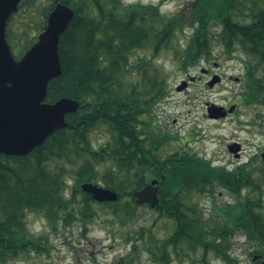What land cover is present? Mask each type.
Segmentation results:
<instances>
[{
	"label": "trees",
	"instance_id": "16d2710c",
	"mask_svg": "<svg viewBox=\"0 0 264 264\" xmlns=\"http://www.w3.org/2000/svg\"><path fill=\"white\" fill-rule=\"evenodd\" d=\"M59 1L74 16L60 36L61 74L49 82L45 102L66 97L79 109L66 116V127L28 155H0V264L48 250L45 235L29 232V214L43 216L53 232L75 222L85 232L98 217V206L123 226L147 207L136 204L132 192L151 179L160 182L159 204L150 209L156 216L149 228L128 235L129 251L111 264H141L142 253L149 264H174L196 255L207 264L208 254L230 263L227 243L235 233L255 250L264 247V169L244 165L239 175L178 152L162 160L159 150L168 138L147 118L168 95V84L153 60L139 55L147 49L151 56L172 52L180 70H187L211 57L213 43L228 58L240 52L245 56L242 103L264 105V0H191L171 16L152 4ZM53 7V0L21 1L6 31L17 58L36 40ZM186 30L190 35L179 51L174 40ZM96 130L103 139L98 147L90 137ZM83 183H101L118 199L98 203L82 192ZM217 188L235 193L236 202L206 216L194 198L213 197ZM161 219L172 222L166 237L153 231Z\"/></svg>",
	"mask_w": 264,
	"mask_h": 264
},
{
	"label": "rangeland",
	"instance_id": "374dc122",
	"mask_svg": "<svg viewBox=\"0 0 264 264\" xmlns=\"http://www.w3.org/2000/svg\"><path fill=\"white\" fill-rule=\"evenodd\" d=\"M120 1L126 4H152L158 6L167 16L184 10L191 2V0ZM18 19L15 17L12 23L17 22ZM189 35L188 30L177 34L174 40L176 49L185 46ZM151 52L147 49L139 55L150 57L153 64H156L164 74L168 84V95L156 104L150 117L147 118L155 132L168 138L161 154H172L182 150L191 156L196 155L209 161L212 166L225 167L228 171L244 165H247L248 169L261 170L264 165L256 156L264 149V105H243L240 95L242 84L230 79V77H243L245 70L241 60H244L245 56L237 52L228 58L223 49L213 43L212 55L208 60L204 59L187 70H180L172 52L161 50L152 56ZM216 76L220 77L219 83L209 87L208 82ZM182 82H185V88L187 86L188 88L178 91L177 87ZM208 104L219 107L237 105L238 111L232 118L211 120L206 116ZM90 137L96 147L103 142L102 132L99 130ZM234 144L239 145V152L233 155L228 151V146ZM99 184L102 186L101 183ZM236 199L235 193L224 188H217L213 197L207 194L194 198L206 216H214L217 207L234 203ZM96 210L98 217L93 218L85 232L76 222L63 231L53 232L43 216L29 214L27 216L29 232L45 235L48 240V250L46 253L23 256L8 264H111L116 258L125 256L129 251L131 241H127L128 235H133L141 227L149 228L156 216L149 208L140 207L133 220L121 226L118 220L111 219L104 209L96 206ZM153 231L157 236L166 237L172 231V222L158 220ZM227 246H229L227 253L234 263H253L256 250L246 243L242 235L235 233ZM191 259L184 262L175 261L174 264H201L199 255ZM205 260L207 264H224L213 254H208ZM141 261V264H149L145 253H142Z\"/></svg>",
	"mask_w": 264,
	"mask_h": 264
},
{
	"label": "water",
	"instance_id": "95a60500",
	"mask_svg": "<svg viewBox=\"0 0 264 264\" xmlns=\"http://www.w3.org/2000/svg\"><path fill=\"white\" fill-rule=\"evenodd\" d=\"M21 1L0 0V155L7 156L28 155L51 134L66 127V116L79 109L77 101L66 97L54 103L45 102L49 82L61 74L58 43L74 15L73 10L55 0L37 40L15 60L6 40V25ZM218 81L216 76L208 86L213 87ZM185 86L182 82L177 90ZM208 114L211 118H221L225 112L222 107L209 104ZM228 150L236 154L239 145L229 146ZM260 158L264 164V151ZM158 187L159 181L152 180L132 192L134 202L154 209L159 203ZM80 188L99 203L118 199L115 192L97 184L83 183Z\"/></svg>",
	"mask_w": 264,
	"mask_h": 264
},
{
	"label": "flooded vegetation",
	"instance_id": "af4514ba",
	"mask_svg": "<svg viewBox=\"0 0 264 264\" xmlns=\"http://www.w3.org/2000/svg\"><path fill=\"white\" fill-rule=\"evenodd\" d=\"M131 4H139V3H131ZM139 5H141V4H139ZM230 79H233L235 82H239L240 84H242V86L244 85V80H245L244 75H243V77H230ZM186 88H188V86ZM230 108L232 109V111H229ZM223 110L225 112V114H224L223 117L217 118V119L216 118H211L208 115V107L206 105V116L209 119H211V120H221V119L225 120V119L234 117L236 115L237 111H238L237 105L236 106L235 105L225 106ZM153 126H155V124H153ZM162 145H163V143L161 144V150L163 149L162 148ZM146 149H147V151H150V149H152V148H150V143L149 142H147ZM262 151H263V149L260 151V153ZM176 152H178V155H181V156H185V157L191 156V154H189L187 152H184L182 150H177ZM260 153L256 157H259ZM159 154H160L161 159L164 160V158H165L166 155L161 154V151L160 150H159ZM242 169H243V166L242 167L240 166V167H236V168L231 169V171L237 170L238 173H239V175H240ZM151 180H153V179H151ZM242 189L243 188H240V190H242ZM242 191H244V189ZM252 262H253L252 264H263V262H264V248L263 249H256V251L254 252V256H253ZM224 264H239V263L230 262V263H224Z\"/></svg>",
	"mask_w": 264,
	"mask_h": 264
}]
</instances>
